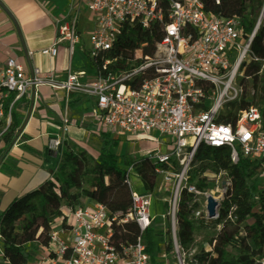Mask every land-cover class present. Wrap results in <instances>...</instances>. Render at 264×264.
<instances>
[{
    "label": "built area",
    "instance_id": "1",
    "mask_svg": "<svg viewBox=\"0 0 264 264\" xmlns=\"http://www.w3.org/2000/svg\"><path fill=\"white\" fill-rule=\"evenodd\" d=\"M163 1L166 0H72V13L57 24L55 46L42 55L55 58L57 47L66 46L72 58L81 45L86 47L90 60L109 55L124 28L137 25L145 31L154 23L162 24ZM82 13L87 18L82 19ZM255 34L256 31L244 35L237 19L207 14L202 0L171 1L169 23L163 38L155 42L162 58L146 60L138 69L86 83V74L71 69L64 80H57L30 63L26 71L15 60H9L0 73V149L10 136L17 102L32 100L43 87L92 100L91 116L109 134L154 137L158 145L168 139L165 155L148 154L146 158L159 165L157 177L170 187L166 217L172 226L173 251L179 263L185 264L176 239L181 194L186 191L194 197L193 205L198 206L196 219L216 221L231 188L232 169L204 176L208 183L220 187L219 198L211 190L201 193L189 184L192 164L201 147L228 149L233 168H239L242 161L255 164L264 190L262 110L241 112L234 124L219 121L228 106L243 96L242 68L260 62L259 74H264V60L253 59ZM141 58V54L136 57ZM112 63L108 59L104 71ZM147 70L154 71L153 78L145 80L138 90L127 85ZM63 125L65 136L70 123L64 120ZM21 134L15 131L12 135V141L16 138L13 147H17ZM64 144L63 136L56 137L48 142L47 150L62 154ZM210 197L218 206L213 219L207 213ZM157 202L158 193L143 196L132 191L128 208L103 206L87 199L80 200L74 209L64 208L60 225L52 227L49 247L40 264H152L142 236L159 217L152 210ZM129 223L137 225L141 237L135 244L114 243L116 231ZM258 264H264V257Z\"/></svg>",
    "mask_w": 264,
    "mask_h": 264
},
{
    "label": "trees",
    "instance_id": "2",
    "mask_svg": "<svg viewBox=\"0 0 264 264\" xmlns=\"http://www.w3.org/2000/svg\"><path fill=\"white\" fill-rule=\"evenodd\" d=\"M171 1L183 2H161L162 24L154 23L145 31L137 25L124 28L109 55L91 60L96 78L116 77L122 72L138 69L146 60L162 58L155 42L163 38L164 28L169 23ZM202 3L207 14L225 20H239L244 35L250 36L256 31L254 43L264 46V0H202ZM137 53L141 54V60L136 59ZM108 59L113 63L104 71ZM261 67L262 63L254 62L242 68L243 96L239 102L228 106L220 122L234 124L241 112L251 108H259L264 114V74H259ZM153 75V70H147L127 85L138 90ZM81 100H74L75 105H79ZM19 103L25 102L20 100L15 105L10 136L0 149V164L12 147V135L22 127V119L16 112ZM102 139H110L111 151L116 150L117 144L110 134L102 135ZM130 166V171H122L114 161L104 156H92L83 149L67 148L62 153L53 180L15 199L0 215V264H30L34 255L48 249L52 227L62 217L63 208L74 209L82 199L103 206L128 208L132 204L130 180L137 183L141 195L156 193L159 165L143 158L130 163ZM231 169V188L221 206L218 220L196 219L194 213L198 206L193 205L194 197L186 191L181 194L176 239L184 255L190 253L194 237L202 229H219L211 250L193 257L189 264H258L264 257V190L255 164L242 161L239 168H233L228 149L201 147L192 164L189 184L204 193L211 189L205 175L216 176ZM168 201H162L160 211L168 212ZM157 233L152 227L142 236L152 264L157 263L162 246L166 256L173 252L171 230L166 232V241ZM140 237L137 225L129 223L116 231L114 243L135 244ZM228 249L238 251L239 258L229 260Z\"/></svg>",
    "mask_w": 264,
    "mask_h": 264
},
{
    "label": "crops",
    "instance_id": "3",
    "mask_svg": "<svg viewBox=\"0 0 264 264\" xmlns=\"http://www.w3.org/2000/svg\"><path fill=\"white\" fill-rule=\"evenodd\" d=\"M72 10V0H0V73L9 60H15L26 71L31 64L44 74L54 75L57 80H64L71 69L74 73L86 74L84 82H94L96 76L84 45L77 47L72 58L66 46L57 47L55 58L42 55L44 50L55 46L57 24L67 19ZM80 17L85 19L87 14L82 13ZM78 98L82 99L81 103L75 105L74 100ZM23 102L16 107L22 119V127L17 130L19 135L22 133L20 142L13 147L16 138L12 141L9 154L0 164V215L15 199L53 180L62 154L50 153L47 146L56 137L65 138L63 152L67 148L83 149L92 156H104L114 161L122 171H129L130 163L146 158L148 154L165 155L167 152L168 142L158 145L154 137L110 134L117 144L112 152L110 139H102V135L109 133L96 124L91 116L93 101L86 97L43 87L32 100ZM64 120L70 123L65 136ZM162 201L158 194L155 206L158 216L162 212ZM60 223L57 220L55 225ZM162 252L157 262L164 257V246Z\"/></svg>",
    "mask_w": 264,
    "mask_h": 264
},
{
    "label": "rangeland",
    "instance_id": "4",
    "mask_svg": "<svg viewBox=\"0 0 264 264\" xmlns=\"http://www.w3.org/2000/svg\"><path fill=\"white\" fill-rule=\"evenodd\" d=\"M263 17V15H262ZM253 59H259L264 60V46L261 44L255 42L253 45ZM140 56V53L136 54V57ZM240 83V81L238 82ZM241 84V83H240ZM249 87L251 86V82H248ZM167 143L168 139L164 138L161 140V143ZM153 146L154 143H152ZM131 188L132 191L140 194L141 195V190L138 188V185L136 182L131 181ZM157 189L156 192L162 196V200H169L168 202L170 203V198L168 197V193L170 190V187L166 186L163 184V182L158 179L157 181ZM220 189L216 183L211 185V191L215 193V197L219 198L220 195L217 194V191ZM156 206V205H155ZM153 212H155V207L153 206L152 208ZM167 213L160 212L159 217L155 220L153 223V228L155 231H157L159 235H162V238L166 241L167 240V235L166 232L168 230H172V226L169 222V219L166 217ZM172 232V231H171ZM219 234V229H213V228H207V229H202L195 237H194V244L193 247L188 255H184L182 252L180 253V258L185 262V264H189V262H192L193 257L209 252L211 250V245L213 244V241L216 239L217 235ZM172 235V234H171ZM163 254V252L161 253ZM164 257L159 259V262L156 264H180L178 261V257L176 253L173 251L170 255L166 256L165 254L163 255ZM239 258V252L234 250V249H228V259H237ZM44 259V253L39 252L38 254L34 255L32 258V261L30 264H40Z\"/></svg>",
    "mask_w": 264,
    "mask_h": 264
},
{
    "label": "water",
    "instance_id": "5",
    "mask_svg": "<svg viewBox=\"0 0 264 264\" xmlns=\"http://www.w3.org/2000/svg\"><path fill=\"white\" fill-rule=\"evenodd\" d=\"M217 207H218L217 203L214 201V199L211 197L208 198V200H207V213H208L209 219H213L215 217Z\"/></svg>",
    "mask_w": 264,
    "mask_h": 264
}]
</instances>
